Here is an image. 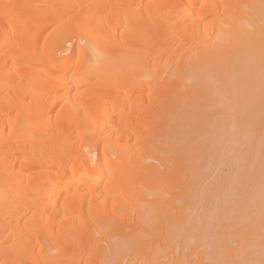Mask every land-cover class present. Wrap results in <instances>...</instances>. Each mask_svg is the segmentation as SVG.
Listing matches in <instances>:
<instances>
[{
    "label": "bare ground",
    "instance_id": "1",
    "mask_svg": "<svg viewBox=\"0 0 264 264\" xmlns=\"http://www.w3.org/2000/svg\"><path fill=\"white\" fill-rule=\"evenodd\" d=\"M0 264H264V0H0Z\"/></svg>",
    "mask_w": 264,
    "mask_h": 264
},
{
    "label": "rangeland",
    "instance_id": "2",
    "mask_svg": "<svg viewBox=\"0 0 264 264\" xmlns=\"http://www.w3.org/2000/svg\"><path fill=\"white\" fill-rule=\"evenodd\" d=\"M72 89V88H71ZM60 101L56 104L55 108L53 109V112L55 113L56 107L59 106Z\"/></svg>",
    "mask_w": 264,
    "mask_h": 264
}]
</instances>
